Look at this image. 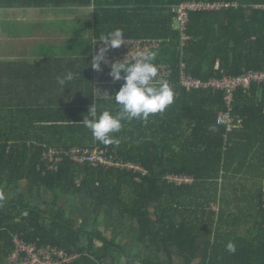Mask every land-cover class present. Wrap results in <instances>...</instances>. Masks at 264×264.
I'll return each instance as SVG.
<instances>
[{"label":"trees","instance_id":"16d2710c","mask_svg":"<svg viewBox=\"0 0 264 264\" xmlns=\"http://www.w3.org/2000/svg\"><path fill=\"white\" fill-rule=\"evenodd\" d=\"M32 1L0 0V8ZM183 2L225 6L189 12L181 44L170 7ZM90 3L97 48L117 28L148 48L166 43L154 63L174 102L147 124L122 122L105 145L81 123L92 104L98 114L118 111L97 95L91 58L63 63V76L74 74L63 102L50 94L61 86L43 85L46 72L35 76L40 86L0 87L24 95L0 99V264H12L15 236L75 255L67 264H264V84L235 91L230 130L216 123L226 110L222 91L180 84L182 70L201 80L264 72V0H63ZM86 148L146 174L65 155ZM49 149L63 152L53 169L42 159ZM168 175L193 183L178 186Z\"/></svg>","mask_w":264,"mask_h":264},{"label":"crops","instance_id":"0c3cea01","mask_svg":"<svg viewBox=\"0 0 264 264\" xmlns=\"http://www.w3.org/2000/svg\"><path fill=\"white\" fill-rule=\"evenodd\" d=\"M36 2V3H35ZM94 6H63V0L32 1L27 6L0 8V87H36L35 76L46 72L49 79L44 86L59 87L57 77H63L67 58H93L98 51L93 36ZM173 22V28L175 27ZM70 28V29H68ZM126 45L110 49L106 57L109 63L115 60L131 61L139 51L151 49L162 54L166 43H154L148 48L124 34ZM159 57L157 56L156 61ZM110 68L101 62L99 70L93 68V85L103 95L110 88L120 87L123 80L114 81L109 75ZM62 73V74H61ZM27 75V77H26ZM51 96L63 102V91H51ZM18 93H5L0 89V99L9 102ZM31 98L30 93L27 99ZM1 100V101H2Z\"/></svg>","mask_w":264,"mask_h":264},{"label":"clouds","instance_id":"9594fccd","mask_svg":"<svg viewBox=\"0 0 264 264\" xmlns=\"http://www.w3.org/2000/svg\"><path fill=\"white\" fill-rule=\"evenodd\" d=\"M123 29L117 28L99 37L98 51L93 54L91 67L99 70L101 62L110 68L109 75L114 81L123 80L124 83L114 95L105 92L101 96L110 97L118 106V111L113 114L104 110L98 114L97 107L92 104L84 116L82 124L92 134L93 138L105 145L114 142L115 133L122 129V122L137 120L144 124L150 117L162 114L174 102V91L166 80L160 78L158 66L154 63L157 58L155 50L146 49L137 52L131 61L115 60L109 63L106 57L110 49L126 45ZM74 79V74L68 72L63 77H57V83L63 89L69 81ZM99 91V90H98ZM226 251H236L231 241L226 245Z\"/></svg>","mask_w":264,"mask_h":264},{"label":"built area","instance_id":"2783aa9c","mask_svg":"<svg viewBox=\"0 0 264 264\" xmlns=\"http://www.w3.org/2000/svg\"><path fill=\"white\" fill-rule=\"evenodd\" d=\"M223 4H204L195 2H183L170 7L176 22H178L181 31V44H183L188 37L184 33L188 13L197 10H219ZM227 7V5H226ZM183 67V66H182ZM252 83L257 85L264 84V72L247 71L238 76L222 77L220 79L211 78L208 80H201L186 75L183 70L180 76V84L186 90H212L222 91L224 93V102L226 110L221 112L216 119V123L224 126L227 130L233 127V118L231 117L232 103L234 93L238 88L247 89ZM240 123V120L237 121ZM71 160L76 163H89L92 166L102 165L108 168L127 169L139 172L145 175L146 172L139 166L128 162L113 160L108 158L103 150L99 149H73L66 153ZM63 152L55 149H49L42 156V159L47 162L48 169L55 168L54 165L60 162ZM166 180L169 183L181 186L190 185L193 183L191 177L185 175H168ZM12 264H67L76 259L75 255H68L64 250L50 245L40 246L35 242H26L21 237L15 236L13 238V247L7 257Z\"/></svg>","mask_w":264,"mask_h":264},{"label":"rangeland","instance_id":"374dc122","mask_svg":"<svg viewBox=\"0 0 264 264\" xmlns=\"http://www.w3.org/2000/svg\"><path fill=\"white\" fill-rule=\"evenodd\" d=\"M175 27L178 28V24H177V23H175ZM68 29H70V28H68ZM108 234H109V233H106V236H108Z\"/></svg>","mask_w":264,"mask_h":264}]
</instances>
